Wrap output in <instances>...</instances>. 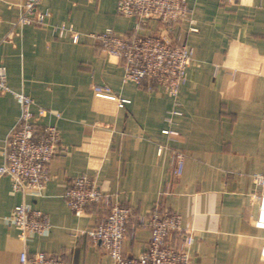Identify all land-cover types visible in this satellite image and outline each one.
Returning a JSON list of instances; mask_svg holds the SVG:
<instances>
[{"label":"crops","instance_id":"0c3cea01","mask_svg":"<svg viewBox=\"0 0 264 264\" xmlns=\"http://www.w3.org/2000/svg\"><path fill=\"white\" fill-rule=\"evenodd\" d=\"M24 1L0 0V66L35 110L61 115L41 120L56 124L61 140L42 195L14 192L11 179L0 177V264H19L23 251L51 253L66 264H112L99 243L79 234L104 218L103 209L90 206L79 217L65 201L71 182L83 174L131 210L127 256L148 247L150 231L139 219L160 204L180 214L193 233L191 264H264V230L255 227L264 187L254 179L264 177V0H188L198 32H190L188 22L173 32L176 42L195 50L179 96L177 137L162 133L174 107L169 94L125 83L122 63L88 37L107 28L133 33L136 20L119 15L116 0H49L39 6L51 13L46 26L13 29ZM65 22L82 34L80 43L54 34ZM160 26L149 21L142 33ZM98 84L129 103L120 108L96 97ZM19 116L16 99L0 92V165ZM174 152L185 156L180 176L174 175ZM22 203L50 217L48 235L19 238L9 218Z\"/></svg>","mask_w":264,"mask_h":264},{"label":"built area","instance_id":"2783aa9c","mask_svg":"<svg viewBox=\"0 0 264 264\" xmlns=\"http://www.w3.org/2000/svg\"><path fill=\"white\" fill-rule=\"evenodd\" d=\"M49 0H25L19 5L20 16L13 29L25 26H46L51 13L39 6ZM117 12L126 18H134L136 25L133 33L119 34L112 28L99 33H90L88 37L99 44L104 55L118 59L124 68L123 81L144 86L153 91L155 87L165 91L174 101L173 109L168 113V127L162 133L177 137L175 117L183 113L179 109V96L188 80V69L195 57V50L187 42L178 43L173 32L178 24L188 22L190 32H198L196 22L191 17L188 0H116ZM149 21L160 23L157 32L142 33ZM53 32L61 39H70L74 44L81 41L82 34L71 23H60L53 27ZM96 97L117 101L120 108L129 100L119 98L112 88L105 84L93 87ZM0 92L12 95L20 106L17 125L5 139L3 163L0 165V177L11 179L14 192L26 195H42L51 179L50 164L60 148V130L56 124H43L42 119L61 115L38 107L34 100L23 91L11 88L7 81V68L0 66ZM160 146L158 154L162 155ZM174 175H182L185 168V156L173 153ZM259 186L264 187V177L255 175ZM259 203L255 227L264 230V194L257 196ZM69 209L81 216L90 206H96L105 212L104 218L95 227L82 230L80 235H87L99 243L112 260V264H191L190 248L194 243L191 231L183 226L182 216L158 204L150 213L140 217L139 222L150 231L148 247L138 256H127L123 251L124 241L129 231L131 210L121 206L112 194L99 188L97 179L83 174L71 182L65 194ZM11 226L18 231L22 241L33 236L49 234L52 223L50 217L33 206L22 203L17 205L9 218ZM264 262V247L261 252ZM19 264H66L54 254L23 251Z\"/></svg>","mask_w":264,"mask_h":264}]
</instances>
